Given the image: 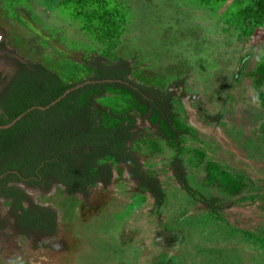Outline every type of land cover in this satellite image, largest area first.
Returning <instances> with one entry per match:
<instances>
[{"label": "rangeland", "instance_id": "rangeland-1", "mask_svg": "<svg viewBox=\"0 0 264 264\" xmlns=\"http://www.w3.org/2000/svg\"><path fill=\"white\" fill-rule=\"evenodd\" d=\"M63 1L0 0L4 49L67 84L86 80L81 63L102 56L131 62L140 84L174 89L181 98L174 110L187 128L179 156L190 187L231 206L216 216L190 198L172 176V145L132 112L142 134L131 149L160 180L163 207L116 165L112 185L97 187L88 201L62 190L46 197L27 192L33 203L57 212L59 233L49 251L26 245L16 260L14 243L0 241V264H264V82L257 80L264 20L252 28L237 16L255 0L211 7L197 0H90L83 7ZM107 18L112 29L102 30ZM14 72L0 60V75ZM181 80L185 87L173 88ZM127 101L115 92L99 103L124 111ZM209 162L245 182L243 193L231 199L208 186ZM7 207L1 203L0 215Z\"/></svg>", "mask_w": 264, "mask_h": 264}, {"label": "trees", "instance_id": "trees-1", "mask_svg": "<svg viewBox=\"0 0 264 264\" xmlns=\"http://www.w3.org/2000/svg\"><path fill=\"white\" fill-rule=\"evenodd\" d=\"M89 1L64 0L63 3L83 7ZM227 1L197 0L209 7ZM237 16L241 24L259 27L260 19L264 20V0H255L251 6L240 9ZM103 22L102 30L112 29L108 18L104 22L106 25ZM10 64L15 69L14 74L0 75V126L10 124L31 108L49 106L70 89L84 86L50 110L33 111L12 129L0 131V177L5 176L1 185L21 183L12 174L14 172L29 180V185L38 174L43 180L59 186L67 197L80 195L87 200L92 195V188L99 184L104 188L111 185L113 165H116L127 171L129 180L148 194L158 209L162 208L166 196L159 179L146 173L140 157L131 149L142 134L136 117L131 115L136 112L142 124L148 122L158 138L174 148L170 170L181 189L213 215L219 216L230 208L231 204L197 195L190 187L186 167L179 156L187 128L180 124L179 115L174 110V101L181 99L174 89L161 90L140 84L132 79L134 68L131 62H113L102 56L84 60L81 66L88 78L74 84L64 83L58 74L39 63H28L29 69L14 59ZM257 74V80L263 83L264 64L257 69ZM184 87L181 80L173 88L181 90ZM115 92L128 100L124 111L99 103ZM209 118L213 122L216 120V117ZM205 182L231 199L240 196L246 188L240 178L211 162L206 165ZM6 186L3 197L14 203L9 204L10 215L18 229L29 235L31 226H36L35 230L44 229L47 235H51L55 231V212L32 206L18 190ZM242 200L247 199L243 197ZM24 202L30 204L29 209H24ZM262 203L264 205V199Z\"/></svg>", "mask_w": 264, "mask_h": 264}, {"label": "flooded vegetation", "instance_id": "flooded-vegetation-1", "mask_svg": "<svg viewBox=\"0 0 264 264\" xmlns=\"http://www.w3.org/2000/svg\"><path fill=\"white\" fill-rule=\"evenodd\" d=\"M4 43H5V38L3 37V41L0 43V51H1V53L3 55L0 56V60L10 63L12 59L16 60L13 56H17V55L14 52L10 51V50L4 49ZM21 65H23V64H21ZM28 65L29 64L27 63V64H25L23 66H25V67H27L29 69ZM126 173H127V171H126ZM12 174L17 176L19 178V180L21 181V183L9 182V183H6L4 185L0 184V206H1V203H3L4 201H7L3 197L4 186L5 185H7L6 188H8V189L18 190L21 193L22 198H25V199L27 198L28 200H30L32 206L40 207V208H43V207H41L40 205H38L36 203H33L32 199H30L31 195L29 193H33V194H35L36 196H39V197H46L52 191L62 190L59 186L53 185L50 181L43 180L38 174L36 175V177L31 179L33 181V184H31V185L28 184L29 180H25L18 173L14 172ZM127 176H128V173H127ZM112 182H113V180H112ZM111 185H112V183H111ZM133 186L137 190L141 191L134 184H133ZM97 187L100 188V189L101 188L106 189L101 184H99L96 187L92 188V192H94ZM27 192H29V193H27ZM62 192H63V190H62ZM141 192H143V191H141ZM64 196L67 197L65 194H64ZM76 196H80V195H76ZM73 197H75V196H73ZM73 197H71V198H73ZM80 197H82V196H80ZM83 200L84 201H88L89 198L87 200H85L83 198ZM8 204H14V203L10 199V202L8 201ZM29 205H30L29 203L24 202V209H29L30 208ZM44 208L52 210V207L51 208L44 207ZM10 212H11V208L7 207L5 209L4 214L0 215V241L2 242L4 240H8V241L11 240V243L12 244L14 243L13 244V246L15 248V252L14 253H15L16 256L14 255L12 260H16L17 256H20V254L22 253L23 247L25 248L26 245L32 251H35V250H37V251H40V250L41 251H43V250L49 251L50 248H48V245L50 246V244L54 243V242L51 243L50 241L52 239H54L55 236L59 233L58 232L59 229H58L57 212L54 211L55 214H56L57 219H56V224H55V231L51 235H47V233H46L47 231L44 230V229L35 230L36 226H31V231H32L31 234H29V235L24 234L23 231H20L18 229V227L15 225V220L13 219V217H11ZM20 214L21 213H18V215H20ZM3 243H5V242H3ZM47 243H50V244L47 245ZM52 248H54V247L52 246ZM61 249L64 250V251L67 250L66 246H63V245L61 246ZM36 253H38V252H36Z\"/></svg>", "mask_w": 264, "mask_h": 264}, {"label": "water", "instance_id": "water-1", "mask_svg": "<svg viewBox=\"0 0 264 264\" xmlns=\"http://www.w3.org/2000/svg\"><path fill=\"white\" fill-rule=\"evenodd\" d=\"M3 37L4 34L2 32V30L0 29V43L3 41ZM3 55L0 51V56ZM17 61H19L21 64L25 65L27 64L26 61H24L23 59H21L18 56H13ZM112 83V82H110ZM89 84V83H88ZM84 85H80L77 86L73 89H70L68 91L65 92V94L60 97L59 99H57L56 101L52 102L49 106L47 107H35V108H31L29 109L27 112H25L24 114L20 115L19 117H17L14 121H12L10 124L6 125V126H0V131H7L12 129L17 123H19L26 115H28L29 113L33 112V111H39V112H46L48 110H50L51 108L55 107L57 104H59L62 100H64L69 94H71L72 92L82 88ZM195 127V126H194ZM195 129L199 130L197 127H195ZM4 176L0 177V180L3 179Z\"/></svg>", "mask_w": 264, "mask_h": 264}, {"label": "crops", "instance_id": "crops-1", "mask_svg": "<svg viewBox=\"0 0 264 264\" xmlns=\"http://www.w3.org/2000/svg\"><path fill=\"white\" fill-rule=\"evenodd\" d=\"M158 179V177H156ZM160 181V180H159Z\"/></svg>", "mask_w": 264, "mask_h": 264}]
</instances>
